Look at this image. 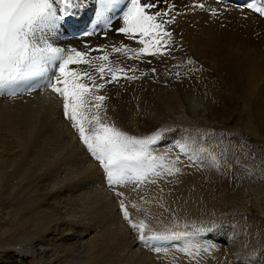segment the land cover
Segmentation results:
<instances>
[{
  "label": "bare ground",
  "instance_id": "bare-ground-1",
  "mask_svg": "<svg viewBox=\"0 0 264 264\" xmlns=\"http://www.w3.org/2000/svg\"><path fill=\"white\" fill-rule=\"evenodd\" d=\"M123 1L128 0H115L101 17V0H83L82 5H79L80 0H74L79 5L73 9L76 16L65 17L62 21L54 20L43 33L48 42L62 48L65 54L69 49L81 50L92 58L96 57L97 52L101 55L107 53V62L94 63L124 69L125 73H118L121 77L125 74L136 77L131 80L121 78L118 82H112L113 86L106 83L105 89L96 93L108 100L103 101L99 110L102 122L129 134L128 128H133L141 120L135 121L133 118L137 103L146 101L159 108L157 116L147 106L142 109L151 124H160L161 116L168 115L166 112H177V105L198 119L203 113V108H200L204 106V100L202 102L201 94H198L201 82L196 73L206 69L209 73L212 70L210 76H218L225 93L228 92L227 100L221 99L245 114L243 126L255 135L258 144L256 140L253 144H257L258 152L264 157V17L246 7L247 3L257 0H145L158 5L151 12H168L169 5H172L169 15L163 19L175 16V22L165 26L172 33L170 51L164 56L143 55L139 59H128L123 53L112 52L113 47H120L121 44L133 49L141 47L136 40L117 32L122 27V15L115 16L118 11L115 5ZM195 4H204V8H195ZM241 5L244 7L241 8ZM212 9H216L217 15L211 14ZM92 22L96 25L95 30L89 26ZM87 29H90V37L81 34L82 30ZM72 32L77 34L76 38L70 36ZM65 40L77 44L66 49L63 46ZM90 49H104V52ZM190 55L194 61L188 69ZM197 62L199 65H196ZM49 67L50 75L54 67ZM69 67L90 72L97 84L111 78L107 68L105 79L101 81L100 73L93 65ZM167 68H173V75L184 73L186 82L183 75L179 82L169 79L171 73ZM152 69H155L154 73ZM84 82L91 86V81L85 79ZM160 84L173 87L170 89L172 92L168 93ZM26 86L17 85L15 89L23 92ZM207 94L203 93V98ZM212 96L215 98L214 93ZM205 101L208 102V99ZM91 103L95 104V101ZM110 103L111 108H108ZM205 107L207 113L220 116L219 103L209 100ZM95 112L93 107L89 115ZM231 122L225 121L227 124ZM244 138L243 135L241 139L248 145ZM210 147L214 148V144H210ZM215 148L212 150L214 153ZM237 149L232 148L233 152H239ZM85 151L70 122L63 118L62 99L50 89L45 90L37 85L30 95L9 96L7 92L0 95V256L3 264H15L12 260L16 254L22 260L29 254L34 258L31 264H221L217 248L209 239L204 241L202 233H196L198 229H209L215 222L219 223L214 218L222 213L217 202L205 196L199 184L193 183L192 186L196 187L198 200L208 213L206 217L190 211L188 203L177 192L180 187L174 184V174H168L164 168H157L162 175L149 176L139 187L134 184L118 186L116 191L123 192L124 196L117 197L108 188L98 163ZM149 151L152 156L164 157L163 161L157 159V164L174 169L181 168L183 164L165 155L166 151ZM193 153L200 159L208 158L204 159L201 156L203 152L196 149ZM213 156H209L208 163ZM217 159L214 160L215 164ZM243 159L246 163L250 161L246 156ZM261 161L264 162V158ZM208 173H211L210 169ZM209 177H216V174L212 172ZM224 180L218 181V188L227 187L224 185L228 181ZM111 193L116 201L110 196ZM254 197L251 196L248 201L260 215L259 202ZM221 198L222 195L218 201H224ZM121 199L134 221L143 220L148 225L146 235L169 231L189 233L187 240H181V245L184 247L190 243L199 246V254H195L197 249L193 247V255L188 256L179 250V246L177 253H170L169 256L165 255L168 249L165 247L160 253L152 250V256L143 251L136 244L137 235L122 217ZM133 205L136 207L133 208ZM241 217H223L222 221L229 218L237 225L245 223L250 227H259L262 221L257 217L240 220ZM31 245L33 249L28 252ZM74 253L75 260L68 262L67 259Z\"/></svg>",
  "mask_w": 264,
  "mask_h": 264
},
{
  "label": "snow or ice",
  "instance_id": "snow-or-ice-1",
  "mask_svg": "<svg viewBox=\"0 0 264 264\" xmlns=\"http://www.w3.org/2000/svg\"><path fill=\"white\" fill-rule=\"evenodd\" d=\"M114 2L115 0H101V17H104V13ZM261 4H264V0L247 3L246 7L264 17V6ZM78 6L74 0H0V95L5 92L9 96L30 95L37 85L55 93L63 101V118L70 122L71 128L78 135L79 143L98 163L108 188L113 190L117 197L122 198L124 193L116 191L118 186L134 184L139 187L149 176L162 175L157 168H164L168 174H174L178 169L166 167L162 163L157 164V159L163 161L164 157L157 158L149 151V146L161 140L163 130L137 138L101 120L99 110L106 97L96 93L103 89L106 83L136 77L126 74L121 77L118 73H125L124 69L102 63L96 67L100 79H105L106 68L111 78L105 83L97 84L95 76L90 72L70 69L69 66L93 65L95 61L107 62V53L92 59H88V53L77 49H69L65 54L62 48L54 47L43 35L44 30L49 28L54 20L62 21L65 17L76 15L73 9ZM157 7L156 3L145 0H128L121 17L122 27L118 28L117 32L128 39L136 40L141 47L133 49L121 44L120 47L112 48L113 53H123L128 59H139L143 55L164 56L170 51L172 33L167 31L165 26L174 23L175 16L168 20L163 17L169 15L173 6L169 5L168 12L150 11ZM193 7L203 9L204 4H195ZM240 7L243 8L244 5ZM211 14L217 15L216 9H212ZM90 51L104 52V49ZM56 61L59 63L49 75V66ZM152 71L154 73L155 69ZM85 79L91 81V86L84 82ZM30 81H37V84H27ZM25 84L27 86L23 92L15 89V86ZM92 100L95 104L91 103ZM93 107L96 112L89 115ZM180 147L181 151H187L184 145ZM135 207L136 205H133V208ZM120 212L128 227L137 233L138 241L156 253L162 251L158 244L187 240L190 235L171 231L146 235L148 225L143 220L136 222L132 219L123 199L120 200ZM210 230L197 231L203 233ZM193 247H196L195 254L198 255L199 246L190 243H186L179 250L192 256Z\"/></svg>",
  "mask_w": 264,
  "mask_h": 264
},
{
  "label": "rangeland",
  "instance_id": "rangeland-1",
  "mask_svg": "<svg viewBox=\"0 0 264 264\" xmlns=\"http://www.w3.org/2000/svg\"><path fill=\"white\" fill-rule=\"evenodd\" d=\"M79 5H82V3L79 2ZM88 37H90V35H88ZM89 40H92V38H89ZM66 41L67 43H65ZM65 42L63 46L66 49L71 45L76 46L77 44V42L72 40H65ZM97 55L100 56L101 54L97 52L96 57ZM192 57V55L188 57V59L191 60V63L194 61V57ZM88 59H92V57H88ZM58 63L59 61H56L52 64L54 70ZM191 63L187 66L188 69L192 67ZM98 64L99 63H94L93 67L96 69V67H98ZM84 65L86 64H73V66L77 68H80ZM196 65H199V63L197 62ZM167 69L169 73H171L169 74V79H171L172 81L178 80L176 82L182 80V75L184 73L181 75V73L178 74L177 72L173 75V68ZM211 71L212 70H209L208 73V70L206 69L200 70L199 73H196L198 80L201 82V90L197 92L199 95L201 94L200 100L202 102L204 100V106L200 108V110L203 108V113H201V115L204 117L200 115V118L195 119V116L193 117V114L191 112L177 105V112H166V114L168 115L162 113V115H165V117L161 116V121L159 120L160 122H158L160 124H151L148 122L149 120L145 117L142 109H145V107L147 106L150 111L153 112L152 114L154 116H157L156 113L158 112L157 110L159 108L157 107V105H151L148 101H142L143 103H137L136 109L133 112L134 120H141H139V123H137V125H134L133 128H128L130 129L129 134L137 138H143L152 135L159 130H163L161 140L156 144L149 146V150H155L159 152L166 151L165 155L176 158L177 161L181 162L180 164L183 163L181 166L182 169L179 168L178 171L174 172V184L179 185L180 189L177 192L181 194L185 199V202L188 203V207L194 215L199 213L200 215L206 217L208 213H206L207 211L203 207L201 201L198 200L196 187L192 186L193 183L199 184V186L202 187V192L205 194V196H210L212 200H215L217 202V206L222 210V213L216 216V218L214 219H217L219 223L215 222L214 226L212 228H209L211 230L206 231L205 233L203 232L201 236H203L204 241H207L209 239L210 243L213 244L215 248H217L219 252L218 255L221 256V264H264V162L261 161L264 157L261 156L260 152H258V140L256 137H254L255 135L252 134L249 129L243 126L245 114L241 113L238 107L235 108V106L233 105L229 106L221 99L224 98L225 100H227L226 96L228 95V92L226 91L225 93V87H223L222 80L218 76H210ZM183 79L185 81L186 77L184 76ZM161 86L165 87L168 93L172 92L170 91V89L173 87L169 86L168 88L167 85ZM203 93H208L207 95H205V98H203ZM213 93L215 95V98L212 96ZM206 99H208V102L209 100H212L213 102L215 101L220 104V116H218L219 118L214 117L213 114L209 112L207 113V108L205 107V105L206 103L208 104V102L205 101ZM119 100H121V98H119ZM104 101L107 102L108 100L105 99ZM108 108H111V103L108 104ZM229 120L230 122L232 121L230 124L225 123V121ZM243 135L245 136L244 139L247 140L248 145L245 144L244 140L241 139ZM253 141L257 144H253ZM210 144L211 146H213L214 144V148L216 147L215 153L214 151H212L214 150V148H211ZM181 145H184L186 147V152L181 151ZM234 147L239 148V150L237 149V151L239 152H233L232 148ZM193 148L198 150L199 152H203L201 153L203 154L201 156H204V159L207 157L210 158V155H214L213 157H217L220 162L217 158L213 159L212 157L211 162H213L208 163V158L206 160H203L198 158L196 154L195 158ZM245 156L247 157L248 161L250 159L248 163L243 162V158ZM190 157H192V159H190ZM215 159H217L216 164ZM219 163H221V165H218ZM209 165L213 167H209ZM242 167H244L243 171ZM205 168H209L211 173H208L209 169L206 170ZM212 172L216 174V177H209ZM220 172H223L224 175L221 176ZM222 180L228 181V183L224 185L227 186L224 187V189H220L217 187L218 181L220 182ZM246 190L247 193L245 192ZM246 194H248L250 197L255 195L262 212L260 215L259 212L252 205H250L248 201L250 197H247ZM220 195H222L224 201H218V197ZM110 196L113 197V194L111 193ZM114 198L116 199L115 196L113 197V199ZM116 205L118 206L117 202ZM237 215L242 216L240 220H243L246 217L247 219H254L253 217H257L256 219L259 218L263 222L261 221L259 227L256 225L255 227H250L245 223H239L241 225H237L232 221V219L229 218H224L225 222L222 221L223 217L227 218L229 216ZM254 223L256 222H253V224ZM1 226L2 225L0 224V228ZM196 233L200 232L197 231ZM135 235H137L136 232ZM136 244L139 246V248L147 252L149 255L152 254V249L143 246L138 242V239L136 241ZM178 246L181 248L183 247L181 245V241H172L165 244L164 246H161L160 248L162 249V251L165 250L163 249L164 247L166 249L168 248L167 252H165V255L169 256L170 253H177ZM28 249L29 250L27 251L30 252L33 249V246H28ZM80 252H82V249H80ZM27 256L22 260L20 259L21 257L19 256V254H16V256L13 257L12 261H14L15 264H31V262H33L31 260H34V258H32L29 254H27ZM75 257L76 253H74V255H71L67 259V261L69 262L75 260ZM2 262L3 260L0 256V264H3Z\"/></svg>",
  "mask_w": 264,
  "mask_h": 264
}]
</instances>
